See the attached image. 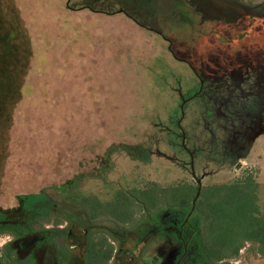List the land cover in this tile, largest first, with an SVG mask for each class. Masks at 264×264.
I'll list each match as a JSON object with an SVG mask.
<instances>
[{
    "label": "rangeland",
    "instance_id": "obj_1",
    "mask_svg": "<svg viewBox=\"0 0 264 264\" xmlns=\"http://www.w3.org/2000/svg\"><path fill=\"white\" fill-rule=\"evenodd\" d=\"M12 9L32 57L0 136V207L73 217L113 248L127 235L129 264H264V0H0ZM188 215L184 240L223 260L154 227Z\"/></svg>",
    "mask_w": 264,
    "mask_h": 264
},
{
    "label": "flooded vegetation",
    "instance_id": "obj_2",
    "mask_svg": "<svg viewBox=\"0 0 264 264\" xmlns=\"http://www.w3.org/2000/svg\"><path fill=\"white\" fill-rule=\"evenodd\" d=\"M26 202L19 200L14 207H0V239L4 236L9 238L0 252V264H109L110 261L112 264H129L135 259L131 255L132 248L128 247L127 235H122L117 247L113 248L111 245H102L96 239L92 240V229L70 216L49 215V225L43 226L36 212L38 205L28 206ZM194 210L191 209L189 215ZM189 215L176 232L180 242L185 241L183 229L191 223ZM154 227L160 234L176 228L169 226L162 230L161 224ZM25 238L29 240L21 242ZM185 243L186 253L194 246L191 245L192 240Z\"/></svg>",
    "mask_w": 264,
    "mask_h": 264
},
{
    "label": "trees",
    "instance_id": "obj_3",
    "mask_svg": "<svg viewBox=\"0 0 264 264\" xmlns=\"http://www.w3.org/2000/svg\"><path fill=\"white\" fill-rule=\"evenodd\" d=\"M31 57V43L23 28L20 16L13 9L8 12H1L0 10V136L8 133L17 110L16 108L24 97L23 87L26 77L29 74ZM222 202L224 203V200L217 203L223 206ZM182 207H187L186 203H183ZM245 207L246 203L243 204L242 208ZM237 209L233 211L234 215L230 213L231 215L229 214L228 221L226 220V228L229 229L228 232L225 230L221 232V246L225 251L231 249L228 257L237 255L243 243L236 242V232L233 230V227L236 229L239 228L246 213L241 218L237 215ZM217 210L220 214L223 208L219 207ZM191 224H187L186 227H192ZM250 225L255 229L256 224L254 222H251ZM192 228L193 230L198 229V227ZM254 229H251L252 232L245 230L246 232H244L243 238L252 241L257 240L259 234H256L257 232ZM168 233L174 239L180 241V238L174 231H165L164 234L168 236ZM263 234L260 233V235ZM260 239L262 240V238ZM191 245L196 249L193 255L196 256L195 259L199 262L205 260L212 263L213 261H221L225 258V255H223L224 252H221L224 250H215L214 247H210L207 243L206 236H202L201 238L195 235ZM224 264L230 263L225 262Z\"/></svg>",
    "mask_w": 264,
    "mask_h": 264
},
{
    "label": "water",
    "instance_id": "obj_4",
    "mask_svg": "<svg viewBox=\"0 0 264 264\" xmlns=\"http://www.w3.org/2000/svg\"><path fill=\"white\" fill-rule=\"evenodd\" d=\"M192 173H193V176H195V169L193 167V161H192ZM198 184H199V188H198L196 197H195V199L193 201V208H192V210H194V208H195L196 201H197V199H198V197L200 195V191H201V181L200 180H198ZM26 240H29V239L28 238H25L21 242H23V241L27 242Z\"/></svg>",
    "mask_w": 264,
    "mask_h": 264
}]
</instances>
